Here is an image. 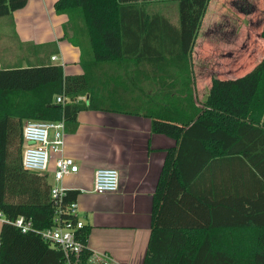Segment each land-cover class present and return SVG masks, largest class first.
<instances>
[{"label": "trees", "instance_id": "1", "mask_svg": "<svg viewBox=\"0 0 264 264\" xmlns=\"http://www.w3.org/2000/svg\"><path fill=\"white\" fill-rule=\"evenodd\" d=\"M27 1L0 0V18L11 17ZM158 1L169 0H57L55 12L68 17L65 38L81 50L83 74L67 76L55 65L0 69V214L11 222L30 219L37 231L53 225L56 204L47 175L21 165L23 121H63L65 129L74 131L80 111L129 112L149 118L152 133L175 141L152 196L143 264H264V193L253 200L244 195L217 199L214 187L216 180L234 179L237 164L264 183V55L242 77L212 79L204 101L197 99L191 78L163 105L152 99L154 105L123 110L126 101H119L110 82L96 76L105 65L124 68V83L116 78L113 87L130 93L132 66L163 68L172 60L179 70L190 67L210 0H176V26L140 8ZM77 15L83 32L75 28ZM260 38L264 40V7ZM57 96L65 98L63 105L55 104ZM239 173L244 180L247 171ZM78 195L66 191L61 206L75 203ZM231 211L237 216L233 224L220 227L219 214ZM62 219L74 218L65 214ZM90 231L84 225L75 232L83 245L75 261L39 234H23L3 223L0 264H94L87 249Z\"/></svg>", "mask_w": 264, "mask_h": 264}, {"label": "crops", "instance_id": "2", "mask_svg": "<svg viewBox=\"0 0 264 264\" xmlns=\"http://www.w3.org/2000/svg\"><path fill=\"white\" fill-rule=\"evenodd\" d=\"M56 1L28 0L25 7L15 11L11 17L0 18V28H11L12 35L22 46L26 57L23 59L24 65L13 64L10 56L5 59L0 57V69L55 65L61 66L67 76L83 74L81 50L65 38L64 26L68 23V17L55 12ZM140 8L150 15H162L172 25L178 23L171 20L165 8L158 9L156 2L141 5ZM3 51H7V48ZM52 57L56 59L52 60ZM256 65L247 67L248 70L239 76L234 75L236 70L231 71V77L224 79L242 77ZM113 67H118V71L111 72ZM167 71V67H130L129 72L135 77L133 83L136 92L129 99L130 102L124 105H154L152 99L160 101L162 105L167 103L172 98L169 94L172 90L167 86H157L159 74L163 75ZM95 73L100 82H110L111 89L115 88L113 84L116 78L120 85L124 83L121 79V76L124 77V68L120 69L119 66L105 65ZM162 80L167 85L168 80ZM143 84L150 85L146 94H143L146 91ZM117 90L119 100L123 90ZM79 99L84 100L85 97ZM174 147L173 139L151 132L149 118L129 112L83 110L77 114L76 129L71 131V126L66 127L62 155L75 161L78 172L66 175L59 185L65 190L79 191L75 202L76 214L85 226L91 227L87 249L97 259L99 255H108L114 264H143L150 236L152 196L166 152ZM55 159L56 155H52L49 172L46 174L50 185H55L51 174ZM99 169H115L118 172L119 188L116 192H92L93 175ZM241 169L247 171L244 180L239 173ZM234 171H238L234 179L214 182L217 199L244 195L253 200L259 191L264 193V183L253 178L244 164H237ZM233 213L223 212V216L219 214L220 227L233 224L237 217Z\"/></svg>", "mask_w": 264, "mask_h": 264}, {"label": "rangeland", "instance_id": "3", "mask_svg": "<svg viewBox=\"0 0 264 264\" xmlns=\"http://www.w3.org/2000/svg\"><path fill=\"white\" fill-rule=\"evenodd\" d=\"M156 4L158 9H166L171 20L178 21V2L176 0L158 1ZM263 7L264 0H210L192 52L190 67L188 66L187 69L184 65L179 70L176 64L169 60L164 65L168 68L167 73H164L167 74V77L159 75L157 86L159 88L167 86L169 90H172L169 93L170 96L175 97V92L180 90L183 85L185 87L186 83L193 79L192 89H194L197 99L204 101L212 79L231 77V71L234 70L237 71L234 73L235 76L243 75L248 70L247 67L252 68L263 56L264 40L260 38V35H257L263 27ZM78 17H75L77 19L74 21V25L75 28L83 32L85 30L84 23ZM80 41L85 48L88 47L84 39H80ZM0 48L2 59L10 56V62L13 64L24 65L23 59L26 57L22 52V46L18 44L8 26L0 28ZM4 48H7V51H3ZM117 68L113 67L110 70L117 72ZM161 79H167V85L165 80L160 81ZM142 86L146 88V92H149L150 85L143 84ZM137 87L140 86L137 85ZM117 88L123 90L119 98L121 101L130 102L129 99L136 92L133 90V92L127 91L126 93L122 87L118 86ZM114 89L118 93L116 87L113 88V91ZM122 109L131 110L134 107L124 105ZM26 122H32V120L23 121L22 127ZM23 148L24 143L21 155ZM13 153L16 154L15 151Z\"/></svg>", "mask_w": 264, "mask_h": 264}, {"label": "built area", "instance_id": "4", "mask_svg": "<svg viewBox=\"0 0 264 264\" xmlns=\"http://www.w3.org/2000/svg\"><path fill=\"white\" fill-rule=\"evenodd\" d=\"M52 57V60H55ZM65 98L57 96L55 104H64ZM65 124L63 121H32L24 123L22 127V140L24 148L21 155L22 168L29 172L47 174L49 172L52 155H56L54 169L51 174L55 185H51V197L56 204L51 228L43 231L34 230L32 221L21 216L13 222L7 221L0 214V222L9 223L21 233L35 232L45 241L63 251L65 257H73L78 261L83 250V245L76 239L75 232L84 226L82 220L77 217L76 203L61 206L65 196V188L59 183L66 175L78 172V166L71 158L62 155L64 146ZM119 188V174L115 169H99L93 175L92 192L96 194L114 193ZM70 215L74 219H62V215ZM99 259L92 255L94 264H114L108 255H99Z\"/></svg>", "mask_w": 264, "mask_h": 264}]
</instances>
